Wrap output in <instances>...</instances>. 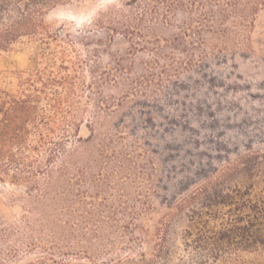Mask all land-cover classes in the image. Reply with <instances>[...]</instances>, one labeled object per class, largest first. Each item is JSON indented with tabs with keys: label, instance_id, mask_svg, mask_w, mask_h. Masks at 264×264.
<instances>
[{
	"label": "rangeland",
	"instance_id": "374dc122",
	"mask_svg": "<svg viewBox=\"0 0 264 264\" xmlns=\"http://www.w3.org/2000/svg\"><path fill=\"white\" fill-rule=\"evenodd\" d=\"M251 1L64 0L42 17L47 44L0 51V106L10 94L39 115L6 136L24 162L2 171L0 264H147L161 248L153 264H264V251L211 263L181 250L190 210L235 208L209 194L264 191V0ZM210 9H229L227 46L242 47L132 94L153 46Z\"/></svg>",
	"mask_w": 264,
	"mask_h": 264
},
{
	"label": "trees",
	"instance_id": "16d2710c",
	"mask_svg": "<svg viewBox=\"0 0 264 264\" xmlns=\"http://www.w3.org/2000/svg\"><path fill=\"white\" fill-rule=\"evenodd\" d=\"M62 1L64 0H0V51L7 50L13 43L24 37L47 44L45 39L48 36L43 32L42 17L47 10ZM236 2L238 0H226L225 4L233 6ZM247 4L249 9L254 10L251 0ZM228 10H219L221 18L216 16L213 9H210L211 14L205 10L196 20L191 18L183 24L176 36L161 39L160 43L151 49L152 57L144 60L145 73L139 76L141 83L132 88V94L135 95L138 92L143 94V89L145 90L152 83L160 85L166 78L178 77L184 71L206 64L211 48L217 49L222 54L233 47L241 48L243 40L235 41V38H231L235 42L234 46H230L231 48L227 46L230 34H238L237 31L233 32L224 26ZM239 19L242 20H239L238 24L241 22L252 24L253 18L247 20L241 16ZM214 38L222 40L221 46L218 47L212 42ZM165 49H168V52H165ZM177 53L184 54V57L178 56ZM161 57H168L171 59L170 63H161ZM9 96V105L0 106V115L4 116L0 119V163H4V166L0 165V180L3 179V167L7 166L5 162L10 161L18 165L24 162L23 151L19 158H15L5 147L8 140L6 136L20 137L29 124L36 125L39 116L30 99L20 100L14 95L9 94ZM54 155L55 150L50 151L46 161L52 159ZM45 166L44 163H37L36 174L45 169ZM207 200L213 206L235 204V208L229 209L231 213L227 216L211 212L197 214L195 210H190L191 214L188 215L190 224L183 231L181 243V250L186 258L204 259V262L211 263L229 262L242 254H256L264 251L263 190L255 191L251 185L234 187L231 191H215L214 194L208 195ZM167 254L168 252L161 248L153 256L155 261L153 259L147 264H153ZM181 258H183L182 255L178 261ZM141 259L143 263L144 258ZM121 262L117 259L112 264H121ZM61 264L72 263L61 262Z\"/></svg>",
	"mask_w": 264,
	"mask_h": 264
}]
</instances>
